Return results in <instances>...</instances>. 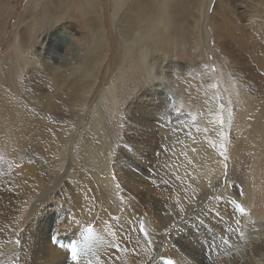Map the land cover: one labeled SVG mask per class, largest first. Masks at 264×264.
Returning <instances> with one entry per match:
<instances>
[{
  "label": "rangeland",
  "instance_id": "1",
  "mask_svg": "<svg viewBox=\"0 0 264 264\" xmlns=\"http://www.w3.org/2000/svg\"><path fill=\"white\" fill-rule=\"evenodd\" d=\"M132 1L124 0L116 13L115 0H92L100 8L99 21L104 29L98 43L102 50L98 64L102 67L97 76L90 78L93 84L83 106L80 93L71 89L62 93L50 86H46L51 89L49 99L45 104L37 103L35 95L27 92L28 81L24 78L30 67L26 62L21 64L16 54L24 29L28 31L42 9L49 11L51 19L63 14L60 23L74 26L70 28L74 35L67 32L63 36L64 46H57L58 52L77 58L80 54H72L73 50L91 51L95 32L84 21L95 7L74 8L65 0L61 8L56 7L55 0H9L10 5L4 7L6 27L0 35V264H36L38 257L52 246L62 244L60 238L69 234L75 223L81 226L77 237L65 240L70 258L77 263L86 252L84 264H105L102 246L96 247L93 233L99 229L107 232L111 222L117 225V213L110 207L98 208L94 184L82 182L81 177L74 175L76 170L70 165V158L82 162L80 143L86 137L92 139L93 146L100 147L111 142V134L118 144L125 146L133 145L134 137H146L166 155H174L176 158L167 165L166 173L180 181H194L196 171L203 170L206 162L219 165L216 177L208 183L196 181L200 185L186 189L192 200H185L171 191L129 189L114 171L115 158L109 147L106 163L114 184L107 185L101 170L93 178L103 182L104 188L117 191L110 194L121 206L137 207L135 222L143 220L149 232L145 236L139 224L129 232L117 225V235L109 230L106 236L112 238L111 245L121 254L131 246L133 255L137 254L132 258L133 264H165V247L171 246L187 259V264H264V250L258 251V243L264 241V65L259 59L263 57L264 61V53L255 56L250 51H239L229 45V40V49L220 46L226 29L233 32L234 26L229 27L233 10L246 19L248 34L264 44V4L243 0H172L174 23L162 34L164 40L158 48V39L148 40L144 46L149 51H136L127 69L121 72L127 42L118 26ZM152 3L153 0L148 2L150 7ZM149 13L135 18L136 25L145 23V29L151 30L154 22ZM214 17L220 22L219 28L212 27ZM53 19L36 23L28 55L38 56L42 39L53 36L56 29L62 30ZM82 41L84 45L78 50ZM61 53L55 55L60 56L57 61L64 62ZM49 60L56 61L52 55ZM41 62L45 65L44 60ZM74 73L70 68L67 81L76 78ZM52 102L55 106L49 109ZM100 111L106 112L107 127ZM68 121L70 129L63 132ZM94 122L98 123L97 131L91 128ZM54 137L59 138L56 143L60 145L55 151L49 144ZM39 141L45 146H39ZM77 195L82 202L80 207L75 201ZM210 214L221 218L232 231L215 228L209 221ZM155 232L161 234L162 242L156 240ZM198 246L209 255L203 249L195 250ZM140 249L146 257L141 256Z\"/></svg>",
  "mask_w": 264,
  "mask_h": 264
},
{
  "label": "bare ground",
  "instance_id": "2",
  "mask_svg": "<svg viewBox=\"0 0 264 264\" xmlns=\"http://www.w3.org/2000/svg\"><path fill=\"white\" fill-rule=\"evenodd\" d=\"M55 1L57 2V3L55 2L56 7L61 8L62 6H64V3H62L63 0H55ZM123 1L124 0H115V2H116V6H115L116 13L119 12L120 7L123 5ZM149 1L150 0H133L129 4L127 13L123 17H121V19L119 21V26H118L119 31L125 37V40L127 42V44L125 43V46H126V51H125V56H124L125 59H124V64L120 69L121 72H122V70L124 71L125 69H127L129 62L133 58L134 53L136 51H139V52L149 51V48L144 46V45H146L145 43L148 42V40H150L152 38L158 39L155 41V46H156V48H158L160 42L164 40V38L162 37V34L165 31H167L168 29H171L172 25L174 23V21L171 18V3L170 2L172 0H153L154 5L152 3L153 6H151V7L148 4ZM178 1L184 2V0H178ZM243 1L245 3L250 2V1H253V2H260L261 1L264 4V0H243ZM65 2H69L70 5L74 6V8L76 6H80L81 9L86 8L87 10H91L92 8L95 7L94 9L91 10L92 13H90V15L87 16L88 19L86 21H84V22H86L87 28L89 26V28L91 29L90 31L93 33L95 32L96 38H94V37L93 38L96 40H95V44L91 47L92 50L91 51L86 50L85 52H79V51L76 52L73 50V52H75V53H72V54H80V56L78 55L79 57H77V58L65 57L60 51L59 52L57 51V49H58L57 46H60L62 48L64 46V39H63L64 37L63 36H65V34L67 32L70 34H73L72 30L70 28L74 27V26H68L67 22H65V21H64V23H60L62 21L60 17H62L64 19V15L62 14V15L53 17L56 22H59L61 24V26L59 28H61L62 30L59 32L56 29L51 34L53 36L42 39L43 43L42 42L41 43L43 46H41V51L38 52L39 57L35 54H33V55L31 54L32 56L28 55L27 50L30 48L31 42L33 43V41H31L32 38L30 36H31L32 30H34L36 27V23L42 22L44 24V23L51 22V20L53 19V18L51 19L50 14L48 13L49 11L47 9H42V11L37 15L34 22L31 24V26H29V29H28L29 32L27 31V29H24L25 32L22 33L20 42L18 43V46H17L18 53L16 54V56H17V58L21 64L26 62V65H28L30 67V69H28L29 73L24 75V78H26V80L28 81V82H25V83H27L26 86L28 87L27 92L30 95H35L34 99L37 101V103L45 104V101L48 100L50 97L51 89H55L56 91L62 92V93L66 89H69V91L71 89L74 92L80 93L81 96H80L79 102H81V104H82L81 106H83L86 103V101L88 100L89 88L93 84L91 82L92 79H90V78H92L93 76H97V71L100 69V66H101V65L99 66L98 62H99V60H101L102 50H99L98 43H99V39H101V37H102V36H100V34H103L104 29H103V24L99 21L100 17H101V14L99 13L100 8L98 9V6L95 5V3L92 2V0H69V1L65 0ZM52 4H54V3H52ZM65 4H67V3H65ZM237 4H239V2ZM9 5H10L9 0H0V26H1L0 35L3 33L4 28L6 27V25H5L6 20L3 21L4 17L2 16L3 12H5L4 7L9 6ZM148 6L150 7V9H147ZM242 8H243V6H242ZM78 9H79V7L77 8V10ZM71 10H72V8H71ZM216 10L218 12L219 9H216ZM223 10H224V8H223ZM225 11H226V9H225ZM228 11H229L228 13H230L231 8H228ZM129 12H130V14L128 15ZM147 12H150L149 14H152L150 16V20L152 22H154V25L152 26L151 30H150V28L148 30L145 29V27H146L145 23H143V26H141L140 24L136 25V22H135V18L139 19L140 17L144 16ZM221 12L222 11H220V13L218 12L219 15L220 14L222 15ZM237 12H238V10L232 11V16H230V17L233 19V21L230 20V17H229V20H230L229 24L231 23V25L230 26L228 25V26L229 27L234 26L233 32L230 29H226V34H224V36L227 39L224 37L225 39L224 38L223 39L225 41L222 39L223 42H220V46L221 47L226 46L225 49L226 48L229 49L230 48L229 45H231V46L233 45L236 48H238L239 51H243V52H244V50L246 52L250 51L252 55H255V56L259 55L260 56L261 54L264 53V44H262L259 40H257V38H254L248 34L247 24L244 23V21L246 22V19L242 18L240 16V14H238ZM132 13L134 16L131 15ZM214 13H216V11ZM146 15L149 16L148 14H146ZM84 16H85V14H84ZM222 17L223 16H219L220 19ZM54 19H53V22H54ZM212 22H213L212 27L214 25V26L219 28L220 22L217 20L216 17H214V19L211 20V23ZM161 26H163V28H161ZM100 29H102L101 32H100ZM64 31H66V32L64 33ZM80 31H83V30L79 29V32ZM91 32H88V34L91 35L90 34ZM160 32H161V35H160ZM62 33H63V35H62ZM217 34H218V32H217ZM228 37H230L233 40V42H231V40L228 39ZM228 40H229V45L227 42ZM130 41H134V43L132 45H130V44L128 45V43ZM87 42L88 41L85 38V43H87ZM179 42H180V40H179ZM179 42L176 41V43H179ZM79 43L80 44L78 45L79 46L78 50H80V47H82V44L84 45V41L79 42ZM42 48L46 49V51L44 52L42 50ZM224 52L227 56L228 53H226V51H224ZM56 53L57 54L61 53V58H65V61L64 62L62 60L57 61V58H59L60 56L58 57L59 54L55 55ZM231 54L232 53H229V57ZM49 55H52V57L56 61L51 62L49 60ZM36 57H38V59ZM233 57H231V58H233ZM262 58L263 57H261V58L259 57L261 63L264 65V61L262 60ZM41 60H44L45 65L43 64V62H41ZM153 60L156 61L155 58ZM102 61H100V62L103 63ZM222 61L224 64H227L226 59L223 58ZM69 64H71V65H69ZM70 68H72L75 71L74 76L76 78L72 79L71 81H67L69 79V77H66V76L69 74ZM88 81H89V83L87 85ZM259 81L262 82V79L260 77H259ZM242 84H243V82H242ZM46 86H50L51 89H46ZM1 97H3V96H1ZM56 102L57 101H55V104H56ZM97 103H99V102H97ZM55 104H54V102L50 103L49 109H53ZM2 107H4V105ZM105 113L100 111L99 114H101V119H102V121H104L103 122L104 126L107 127L108 123H106ZM146 113L150 114L149 111H147ZM150 115H152V114H150ZM69 125H70L69 121L65 122L64 126L62 127L63 128L62 131L63 132L69 131V129H70ZM97 125H98V123L94 122L93 126H91V128H93V130L95 129L97 131V129H96ZM72 128H74L73 125H72ZM104 130H105V128H104ZM106 130L109 132V129H106ZM61 138H64V136ZM28 139H31V137L29 136ZM134 139L136 141L133 145H126L125 146V143L124 144H118L119 141L116 139V137L113 134H111V142L107 141V142L103 143L102 146L97 147V146H93V143L91 142L92 139H90L89 137H86V139L81 140V143H80V158H81L82 162L76 160L75 157L70 158V165L72 167H74L76 170V173L74 175L81 177L80 181H82V182L94 184V190H95L96 195H97V200L99 201L97 204L98 208L102 209L104 207V209L107 210V208L110 207V208H112V210H115L113 212L117 213V217H115L116 214L114 215V217L117 221V225L122 227L123 230L126 232L133 230V228L136 229L135 226H137L138 224L140 225V223L143 221L141 219H138V222H135V220H137L136 218H138V217H136V213L138 212L137 207H136V209H133V208L128 207V206H121L117 201L114 200L112 194H110V192H112V193H118V192L112 190L111 188H108L107 186H105L106 188H104L103 182H99L96 178H95V180L93 178V177H96V175L98 176L99 170H101L103 175H104L103 176L104 179L103 178L102 179L104 181H106L107 185L111 186L112 184H114V181L111 177L110 168L106 163V157L108 156L107 155V149L109 147L112 148L113 158H115V162H114V169L115 170L114 171H116V175H118V177H120V181L122 179V181H124V184L126 186H128L129 189L134 190V189L141 187V188H147L148 190H152L155 192L156 191H158V192L162 191L161 193H163V191L165 193H166V191H171V193L175 197H177L179 194V196L180 195L184 196V199L186 198L185 200H187V198L191 199L186 192L187 188L190 189L191 186L196 187V185H200V183H197L196 181L208 183L212 177H216V171L218 170V167H219V165L217 167L216 164H214V163L209 164V162H206L204 164L203 170L196 171V174L193 177L195 179L194 181H188V180L187 181H180L179 179H177L175 177H169L166 173L167 165L169 163L172 164L174 159L176 158L174 155H171V154L166 155L165 153H163L161 151V149L159 148V146L157 144L150 141V139H147L146 137L144 139L143 138L138 139V137H134ZM58 140H59L58 137H54L53 140L49 141L50 142L49 143L50 148L53 147L54 151L58 148L59 144L56 143ZM37 144L41 147L45 146L43 141H41V142L39 141ZM50 148L48 147V150L50 152H52V150ZM235 154H237V153H235ZM177 157H179V156H177ZM230 158H231V156H230ZM174 167L178 168L177 165H174ZM182 170L185 171L186 168L185 169L182 168ZM140 196H141V194H140ZM144 199H146L145 195H144ZM75 201L79 207L82 206V202H81L80 198L78 197V195L75 197ZM152 203H154V201ZM156 207H158V205ZM141 210L142 209H140L139 212H141ZM209 221L218 230L232 231L231 230L232 228L230 226H228L221 218H216V217L214 218L210 214ZM74 223H75V221H73V224ZM117 225L115 222H111V224L108 225V231L107 232H104L100 229L97 232H94V233L92 232L94 235L93 239L97 238V243H96L97 246L96 247L102 246L101 247L102 248L101 249V256L102 257L101 258H103V262L105 264H133L131 262V261H133L132 258H133V256L137 257V254L133 255L132 247L131 246L127 247L125 250V254H121L119 252L118 248H116L114 245H111L112 241H110V240L112 238H110V240H109L106 236V234L109 233V230L112 233H115L113 235H117V233L115 232V230L118 229ZM80 227L81 226L79 224H76V223L73 226H71V229H69L70 230L69 234H64L60 238V239H62V241H61L62 244H58L59 246H57V245L52 246L47 252L42 254L41 258L38 257L39 261H37L36 264H66V263L67 264H84V260L86 259V252H83V254L80 256V258L77 260V263H76V261L72 260L69 256V251H70L69 250V244H67L65 241V240H68L70 238L71 239L75 238V236L77 237L78 230ZM131 232H135V231H131ZM155 233H156L155 234L156 240L158 238L159 240H161L160 242H162L161 234L159 235V234H157V232H155ZM151 234H152V232H151ZM109 236H110V234H109ZM160 242H158V243H160ZM194 242H196L195 239H194ZM261 242L262 243H258L259 253H261V251L264 250V241H261ZM135 245L137 247V244H135ZM182 246H183V244H182ZM157 248L158 247H156V249ZM255 248H256V246H255ZM141 249H140V251H141ZM166 249H167V251H166ZM197 249L198 250H201V249L204 250V248L201 246L200 247L198 246L195 250H197ZM144 250H145V248H144ZM165 251H166V257H167L166 259L167 260H168V258H170V259L174 260L176 262V264H187V259L182 254H180L178 251L174 250L173 247H171V246H168V248L165 247ZM140 254L142 257H146L145 252L143 250L140 252ZM205 254L209 255V253L206 251H205ZM148 256L150 257V255H148ZM203 258H204V256H203ZM203 258H202V260H203ZM207 259H209V261H210L211 257H209ZM97 261H98V259H97ZM209 261H207V262L209 263ZM157 262H159V261H157ZM146 264H147V262H146ZM159 264H160V262H159ZM162 264H164V263L162 262ZM205 264H207V263H205Z\"/></svg>",
  "mask_w": 264,
  "mask_h": 264
},
{
  "label": "snow or ice",
  "instance_id": "3",
  "mask_svg": "<svg viewBox=\"0 0 264 264\" xmlns=\"http://www.w3.org/2000/svg\"><path fill=\"white\" fill-rule=\"evenodd\" d=\"M241 211H244L243 207H241ZM139 227H140V231H141L145 236L148 237V236H149V232H148V230H147V228H146V226H145V223H144L143 221L140 223ZM167 264H176V262H175L174 260H172V259H168Z\"/></svg>",
  "mask_w": 264,
  "mask_h": 264
}]
</instances>
